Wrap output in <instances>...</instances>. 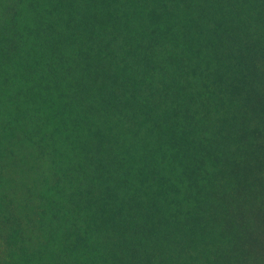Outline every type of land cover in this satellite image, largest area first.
Wrapping results in <instances>:
<instances>
[{
	"label": "trees",
	"instance_id": "16d2710c",
	"mask_svg": "<svg viewBox=\"0 0 264 264\" xmlns=\"http://www.w3.org/2000/svg\"><path fill=\"white\" fill-rule=\"evenodd\" d=\"M0 133L44 264H264V0H0Z\"/></svg>",
	"mask_w": 264,
	"mask_h": 264
},
{
	"label": "rangeland",
	"instance_id": "374dc122",
	"mask_svg": "<svg viewBox=\"0 0 264 264\" xmlns=\"http://www.w3.org/2000/svg\"><path fill=\"white\" fill-rule=\"evenodd\" d=\"M41 160L34 145L0 133V264H44L51 253L33 212L53 173Z\"/></svg>",
	"mask_w": 264,
	"mask_h": 264
}]
</instances>
